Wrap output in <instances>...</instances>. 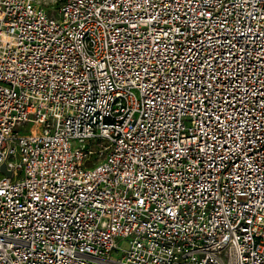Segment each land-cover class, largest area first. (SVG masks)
I'll use <instances>...</instances> for the list:
<instances>
[{
	"label": "built area",
	"instance_id": "built-area-1",
	"mask_svg": "<svg viewBox=\"0 0 264 264\" xmlns=\"http://www.w3.org/2000/svg\"><path fill=\"white\" fill-rule=\"evenodd\" d=\"M0 264H264V0H0Z\"/></svg>",
	"mask_w": 264,
	"mask_h": 264
},
{
	"label": "rangeland",
	"instance_id": "rangeland-1",
	"mask_svg": "<svg viewBox=\"0 0 264 264\" xmlns=\"http://www.w3.org/2000/svg\"><path fill=\"white\" fill-rule=\"evenodd\" d=\"M38 4L42 6L48 13L56 14L59 8L64 5L67 0H37ZM122 247L125 246L123 242L119 243ZM113 258H119V254L112 255Z\"/></svg>",
	"mask_w": 264,
	"mask_h": 264
}]
</instances>
